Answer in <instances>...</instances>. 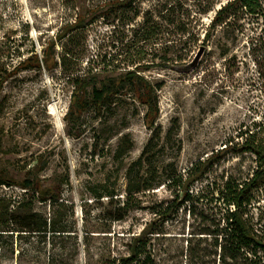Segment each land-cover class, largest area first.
<instances>
[{"label": "rangeland", "instance_id": "rangeland-1", "mask_svg": "<svg viewBox=\"0 0 264 264\" xmlns=\"http://www.w3.org/2000/svg\"><path fill=\"white\" fill-rule=\"evenodd\" d=\"M231 1L136 0L133 11L116 14L112 0H0V172L16 182L43 179L75 206L78 231L6 235L19 240H0V264H108L128 255L134 236L150 241L163 264H186L215 190L229 178L250 179L260 166L244 144L264 139V0L258 14L232 13L207 38ZM79 14L85 23L59 40ZM53 42L58 64L21 69L4 82ZM135 69L157 94L154 133L144 123L147 108L127 90L101 115L90 110L82 126L69 124L75 77L97 75L99 86ZM152 138L162 165L185 175L230 148L192 185L190 206L179 207L163 185L113 222L101 195L106 188L125 194L127 170ZM155 203L172 204L171 216L153 214Z\"/></svg>", "mask_w": 264, "mask_h": 264}, {"label": "trees", "instance_id": "trees-1", "mask_svg": "<svg viewBox=\"0 0 264 264\" xmlns=\"http://www.w3.org/2000/svg\"><path fill=\"white\" fill-rule=\"evenodd\" d=\"M263 0H233L220 9L212 21L211 31L221 26L225 19L237 11L258 14ZM136 0H112L111 10L116 14L134 10ZM86 15L79 14L74 24L62 27L59 40L67 38L72 31L82 26ZM206 38V39H207ZM55 43L45 48L43 57L34 54L20 67L16 73L8 74L5 81L24 71L47 69L58 64L55 61L53 48ZM65 61V57L63 59ZM97 75L73 79L74 91L71 97L67 121L74 126L83 124V117L90 110L101 115L105 109L114 105L116 99L127 90L134 93L139 103L147 108L145 126L156 131V122L160 114L159 103L154 86L149 83L138 70H131L115 77L99 80ZM92 96L89 99V88ZM153 139L144 148L142 155L127 170V186L125 194L117 193V189L106 188L101 198L109 200L108 218L113 222L124 221L130 211L140 208L143 198L156 197V190L164 185L167 191L175 196L179 207L191 204L192 185L202 179L214 166L216 158L229 150L218 152L206 162H198L192 172L187 175L178 172L174 163L166 166L159 158L161 149L151 146ZM244 152H251L260 162L258 169L250 179L239 182L229 178L215 190L210 205L200 214L199 230L188 241L186 264H264V139L258 144L247 142ZM233 149V148H232ZM0 236L25 234L52 237H76L77 222L75 206L64 200L53 187L46 186L39 177H28L21 182L9 179L0 172ZM15 188L22 190L18 193ZM155 203L153 214L171 216V205L163 207ZM47 207L48 212L41 209ZM173 207V206H172ZM191 209V214L195 211ZM151 242L140 236H134L128 244V255L120 256L108 264H163L160 251L152 247ZM66 246V245H63Z\"/></svg>", "mask_w": 264, "mask_h": 264}, {"label": "bare ground", "instance_id": "bare-ground-1", "mask_svg": "<svg viewBox=\"0 0 264 264\" xmlns=\"http://www.w3.org/2000/svg\"><path fill=\"white\" fill-rule=\"evenodd\" d=\"M0 240H7V239H14L16 241V243H18L19 238L18 237H9V236H2L0 237ZM1 244V243H0Z\"/></svg>", "mask_w": 264, "mask_h": 264}]
</instances>
